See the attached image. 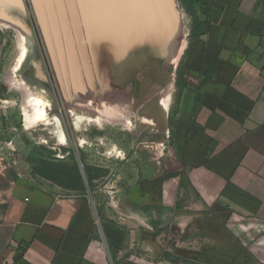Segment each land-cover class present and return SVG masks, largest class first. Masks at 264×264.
Here are the masks:
<instances>
[{
	"label": "crops",
	"instance_id": "1",
	"mask_svg": "<svg viewBox=\"0 0 264 264\" xmlns=\"http://www.w3.org/2000/svg\"><path fill=\"white\" fill-rule=\"evenodd\" d=\"M193 4L169 149L104 200L13 182L0 264H264V0Z\"/></svg>",
	"mask_w": 264,
	"mask_h": 264
},
{
	"label": "rangeland",
	"instance_id": "2",
	"mask_svg": "<svg viewBox=\"0 0 264 264\" xmlns=\"http://www.w3.org/2000/svg\"><path fill=\"white\" fill-rule=\"evenodd\" d=\"M117 2L0 0L6 16L31 36L34 60L27 56L23 69L49 90L52 112L71 142L59 145L46 125L26 128V96L13 73L20 34L0 25V201L19 179L104 200L115 182L169 149L171 129L162 133L151 108L170 94L171 127L183 84L181 60L191 53L201 15L188 0ZM71 109L85 117L86 129L74 128ZM89 116H100L104 127ZM79 135L88 142L81 145ZM168 260L202 264L183 256Z\"/></svg>",
	"mask_w": 264,
	"mask_h": 264
},
{
	"label": "bare ground",
	"instance_id": "3",
	"mask_svg": "<svg viewBox=\"0 0 264 264\" xmlns=\"http://www.w3.org/2000/svg\"><path fill=\"white\" fill-rule=\"evenodd\" d=\"M4 1L12 2L15 0H4ZM120 2L121 0H118L117 3ZM159 2L160 0H158V3ZM163 5H159V6H163ZM1 9L2 8H0V10ZM115 11L120 12L119 8L117 9L115 8ZM0 13H1L0 25L14 27L18 29L20 34V43H19L20 59L19 62L16 63V65L14 66L13 73L15 80L16 79L18 80L17 83L18 87L22 88L21 90L25 92L24 95L26 96L25 98L26 101L24 102V106H23V114L25 116L26 128L30 129L40 124L46 125L49 131L51 133H54L55 136L57 137V143L59 145H61L64 148L71 147L70 139L68 138L63 128L61 118L59 117L58 114L52 112L53 98L50 95L49 90L42 87L40 84L37 83L36 80L33 79L30 70L23 69V63L27 56H31L32 60H34L33 56L35 51H34V43L31 39V36L26 31V29L17 22V20L8 18L5 14L4 9H2ZM37 75L40 77L43 76L39 67H38ZM169 110H170V94L167 95L166 97H158L157 102L151 108V113H153V115L155 114L154 121L157 122L160 130L163 131L162 133H166V134L169 133ZM70 115L72 119V124L76 130L80 131L87 128L84 123L85 117L83 115H79L73 109L70 110ZM86 120L88 122H95V124H97L100 128L104 127V120L100 116H89ZM77 139L81 145H84L88 142L85 137L80 135L77 137ZM57 149L60 151V148Z\"/></svg>",
	"mask_w": 264,
	"mask_h": 264
},
{
	"label": "trees",
	"instance_id": "4",
	"mask_svg": "<svg viewBox=\"0 0 264 264\" xmlns=\"http://www.w3.org/2000/svg\"><path fill=\"white\" fill-rule=\"evenodd\" d=\"M188 2H189V5H191L192 6V8H193V2H194V0H188ZM193 14H195V13H193ZM200 33L197 31V27L195 28V29H193L192 30V33H191V35H193V36H198Z\"/></svg>",
	"mask_w": 264,
	"mask_h": 264
},
{
	"label": "built area",
	"instance_id": "5",
	"mask_svg": "<svg viewBox=\"0 0 264 264\" xmlns=\"http://www.w3.org/2000/svg\"><path fill=\"white\" fill-rule=\"evenodd\" d=\"M10 262V261H9Z\"/></svg>",
	"mask_w": 264,
	"mask_h": 264
}]
</instances>
